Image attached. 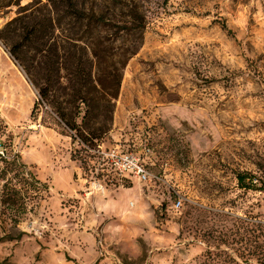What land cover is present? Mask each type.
<instances>
[{
	"label": "rangeland",
	"instance_id": "rangeland-1",
	"mask_svg": "<svg viewBox=\"0 0 264 264\" xmlns=\"http://www.w3.org/2000/svg\"><path fill=\"white\" fill-rule=\"evenodd\" d=\"M139 1L141 46L97 143L138 154L147 181L101 169L0 40V118L49 188L24 221L0 217V264H264V190L235 176L264 181V0Z\"/></svg>",
	"mask_w": 264,
	"mask_h": 264
},
{
	"label": "trees",
	"instance_id": "trees-1",
	"mask_svg": "<svg viewBox=\"0 0 264 264\" xmlns=\"http://www.w3.org/2000/svg\"><path fill=\"white\" fill-rule=\"evenodd\" d=\"M12 4L19 2L0 0V13ZM145 22L139 0H30L4 22L0 40L10 41V55L23 65L38 100L57 123L91 147L109 129L122 71L141 46ZM64 26L66 35L60 33ZM123 35L127 42L112 43L122 41ZM235 176L240 188L264 190V181L257 188L251 180L245 182L248 172ZM48 189L26 170L0 118V217L15 225L24 221L40 207Z\"/></svg>",
	"mask_w": 264,
	"mask_h": 264
},
{
	"label": "built area",
	"instance_id": "built-area-1",
	"mask_svg": "<svg viewBox=\"0 0 264 264\" xmlns=\"http://www.w3.org/2000/svg\"><path fill=\"white\" fill-rule=\"evenodd\" d=\"M87 147V146H86ZM99 159V166H108L117 175H125L134 178L139 182L147 181L153 176L138 154L134 152L122 151L118 148H105L98 144L95 148L90 149ZM100 169V170H101ZM181 200L177 199L176 203H172V208H178Z\"/></svg>",
	"mask_w": 264,
	"mask_h": 264
},
{
	"label": "crops",
	"instance_id": "crops-1",
	"mask_svg": "<svg viewBox=\"0 0 264 264\" xmlns=\"http://www.w3.org/2000/svg\"><path fill=\"white\" fill-rule=\"evenodd\" d=\"M8 73L12 74V72H11V71H8Z\"/></svg>",
	"mask_w": 264,
	"mask_h": 264
}]
</instances>
